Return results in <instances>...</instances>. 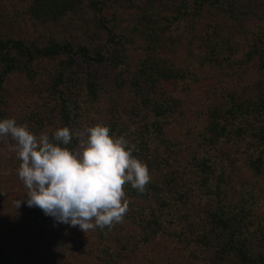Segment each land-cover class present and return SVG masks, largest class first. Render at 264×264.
<instances>
[{"label":"trees","instance_id":"trees-1","mask_svg":"<svg viewBox=\"0 0 264 264\" xmlns=\"http://www.w3.org/2000/svg\"><path fill=\"white\" fill-rule=\"evenodd\" d=\"M263 4V0H0V20H11L16 13L34 31L28 39L0 28V119H15L7 111L6 78L15 72L30 76L38 61L57 60L48 70L47 88L59 101L60 124L48 134L65 126L79 133L78 108L87 105L100 112L102 108L110 112L102 123L109 134L129 140L136 147L133 155L147 165L150 181L144 192L122 186L127 199L136 195L142 201L136 205L127 200L129 210L123 216L129 215L139 228L134 236L148 242L161 233L193 243L207 264H264V190L258 182L264 168V13L259 9ZM205 17L211 20L213 35L208 36L205 28L198 35L201 45L195 46L197 21ZM228 32L237 33L236 42L226 39ZM218 36L221 41L213 39ZM177 45L183 46L187 58L180 56L181 65L174 66L168 56L177 54ZM218 52L230 64L245 67L241 75L252 82L244 89H224L222 100L207 112L189 103L181 109L180 92L197 87L194 64L213 62ZM78 61L87 69L83 79L74 76ZM112 70L113 86L127 82L131 89L135 99L130 107L106 93L109 81L101 74ZM156 88L163 97L153 93ZM38 113V120H32L36 128L30 127L33 132L42 126L39 120L44 115ZM173 120L185 126L186 142L195 146L194 155L185 156L180 166L184 141L182 135L173 136ZM81 138L74 136L67 147L75 148ZM9 155L6 163L19 165L16 155ZM247 171L252 179L239 181ZM119 223L95 229L108 232L113 227L120 232L118 250L103 246L112 264L132 249L125 226ZM108 237L109 233L102 238Z\"/></svg>","mask_w":264,"mask_h":264},{"label":"rangeland","instance_id":"rangeland-1","mask_svg":"<svg viewBox=\"0 0 264 264\" xmlns=\"http://www.w3.org/2000/svg\"><path fill=\"white\" fill-rule=\"evenodd\" d=\"M259 9L264 13V4L259 6ZM17 15L15 13L11 20H6L5 22L0 20L1 30L8 35L32 39L34 31H32V28L25 20H20V16ZM210 26L211 20L207 17L197 21L195 31L197 36L193 45H201L198 35H201L205 28L209 30L208 36H210L212 30ZM228 33L227 40L232 38L235 41L237 39L238 35H236V32L233 34ZM224 35L222 34L220 37ZM242 37L244 38V36ZM207 38L205 37V39ZM215 38L219 39V36L213 37V39ZM219 40L221 41V39ZM167 44L169 45V43ZM176 52V55H174V52L168 57L172 59L174 66H179L181 65L179 63L180 56L187 58V52L182 45H177ZM133 56H135L134 53ZM217 56H215L216 60L213 62L200 64L197 60L194 64V70L197 72V75L194 76V81H196L197 87L190 90L187 94L180 92L179 97L183 101L180 104L181 109L185 108L184 106L189 103L194 108H198V110L204 109L207 112L216 101L222 100L220 95L224 89H244L252 82L253 78L247 79L241 75L245 67L238 68L236 64H230L226 59L222 58L219 52ZM42 61L44 60H40L33 65L34 73L30 76L15 72L10 74L5 81V95L9 99L8 115H13L19 122L24 120L22 124H27L32 132V128H36V124H33L32 120H38L35 119V115L38 112V114L44 115V118L39 120L42 126L40 130L37 128L33 132L35 134L48 133L49 129L56 128L60 124L58 117L59 101L50 94L47 88L49 84L47 82L48 70L55 68L54 65L57 60ZM112 71L107 72V74H101L102 78L106 77L109 81L105 87L107 89L106 93L107 95L115 96L124 107H130L135 99L131 89L127 82L121 87L113 86L111 78L115 70ZM86 72L87 69L84 63L78 61L74 76L78 79H83ZM250 73H254V70L250 69ZM124 74L130 75L127 71ZM76 92H78V89ZM153 93L159 97L164 96L162 90L158 88ZM82 94L84 93L82 92ZM107 103L108 100L101 106ZM78 113L82 114L79 117L82 123L78 130L79 133L88 127L102 124L110 115V112L105 111V109L101 108L100 112L96 108L90 109L87 105L78 108ZM47 116H49V120L46 118ZM201 117L202 115L199 113V118L201 119ZM126 119L127 122L131 123L129 118ZM169 119L172 120V118ZM173 121V136L179 137L182 135L184 141L180 148L181 158L178 160L180 166L185 156L194 155L192 150L195 146L187 144L188 135L186 134L185 126H182L179 120ZM189 138L192 137L189 135ZM13 144L14 142L9 137L0 138V264H112L110 253L105 252L103 246L110 245L112 249H119L120 245L117 240L121 237L120 232L114 231L113 227L110 231L109 228L108 232L107 230L103 232L98 229L84 232L78 226L69 227L65 224H55L54 220L49 216H45L41 209L26 205L25 200L27 197L25 193L27 189L18 178L16 171L19 165L14 161L13 163H6L8 161L6 157L10 156L9 153L15 154ZM4 149L7 152L3 153ZM234 150V146L230 148V152ZM168 168L169 172L173 174L172 166ZM175 169L178 168L175 167ZM243 179H252L249 171L244 176L240 175L239 181ZM258 182L259 187L264 190V168L262 175L258 178ZM128 198L126 199L136 205H140L142 202L136 195L128 196ZM18 200H21V203L17 208L16 201ZM119 224L125 226V233L122 232L130 241L129 247L132 249L124 251L125 254L114 264H207L205 254L200 252L193 243L187 245L182 239L161 233L148 242H143L137 236H134L135 230L139 228L132 222L129 215L123 217ZM108 233L109 237L103 240L102 237L107 236Z\"/></svg>","mask_w":264,"mask_h":264},{"label":"clouds","instance_id":"clouds-1","mask_svg":"<svg viewBox=\"0 0 264 264\" xmlns=\"http://www.w3.org/2000/svg\"><path fill=\"white\" fill-rule=\"evenodd\" d=\"M96 124L83 132L67 126L49 135L33 133L14 118L0 119V138L9 137L27 189L25 203L37 207L55 224L87 232L122 221L128 209L123 185L144 192L150 181L147 165L133 155L135 145ZM83 137L75 148L72 138ZM21 200L16 201L17 208Z\"/></svg>","mask_w":264,"mask_h":264}]
</instances>
